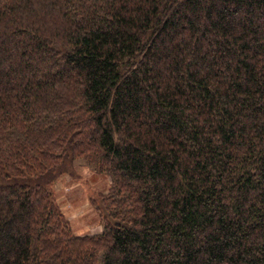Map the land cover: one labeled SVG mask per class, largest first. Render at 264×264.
<instances>
[{"label": "trees", "instance_id": "1", "mask_svg": "<svg viewBox=\"0 0 264 264\" xmlns=\"http://www.w3.org/2000/svg\"><path fill=\"white\" fill-rule=\"evenodd\" d=\"M0 264H264V0H0Z\"/></svg>", "mask_w": 264, "mask_h": 264}, {"label": "rangeland", "instance_id": "2", "mask_svg": "<svg viewBox=\"0 0 264 264\" xmlns=\"http://www.w3.org/2000/svg\"><path fill=\"white\" fill-rule=\"evenodd\" d=\"M76 165L74 173L61 175L53 189L75 234H99L103 224L92 199L109 190L111 179L96 173L84 160H78Z\"/></svg>", "mask_w": 264, "mask_h": 264}]
</instances>
